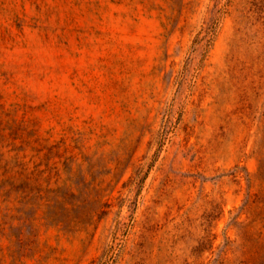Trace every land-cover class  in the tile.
Returning a JSON list of instances; mask_svg holds the SVG:
<instances>
[{
  "label": "rangeland",
  "instance_id": "rangeland-1",
  "mask_svg": "<svg viewBox=\"0 0 264 264\" xmlns=\"http://www.w3.org/2000/svg\"><path fill=\"white\" fill-rule=\"evenodd\" d=\"M0 264H264V0H0Z\"/></svg>",
  "mask_w": 264,
  "mask_h": 264
}]
</instances>
